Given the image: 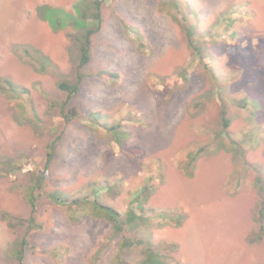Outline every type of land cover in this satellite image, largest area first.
I'll return each mask as SVG.
<instances>
[{
	"label": "rangeland",
	"instance_id": "rangeland-1",
	"mask_svg": "<svg viewBox=\"0 0 264 264\" xmlns=\"http://www.w3.org/2000/svg\"><path fill=\"white\" fill-rule=\"evenodd\" d=\"M77 1L0 0V264H19L10 249L28 230L26 264H116L96 202L134 209L124 235L169 264H264V0H102L81 69ZM41 4L75 17L52 27ZM79 71L78 92L59 87Z\"/></svg>",
	"mask_w": 264,
	"mask_h": 264
},
{
	"label": "trees",
	"instance_id": "trees-1",
	"mask_svg": "<svg viewBox=\"0 0 264 264\" xmlns=\"http://www.w3.org/2000/svg\"><path fill=\"white\" fill-rule=\"evenodd\" d=\"M85 0H78L76 3H74V9L75 13L77 15V18L75 19V22L77 24V28L82 29L83 33L81 36L78 37L80 41V48H79V68L86 66L91 59V45H92V37L93 35L98 32L101 28L102 23V0H94L93 4V12L91 17L88 14V9L84 8L83 3ZM38 12L42 17L47 19L52 27H56L58 25H65V20L67 18H74L75 15L72 13H69L67 11H64L63 9L54 8L48 4H41L37 8ZM91 18V23H89V19ZM182 29L188 39L189 47L196 48V31L195 27L188 24H183ZM200 56H202V53L200 52ZM83 72H78L77 74V81L74 83H70L68 81H62L59 84V87L69 92L70 94H74L78 92L80 88V84L83 80ZM4 87V90L7 91L9 94L18 95V96H24L27 93V89H19L15 84H13L11 81L6 80L4 81V84H2ZM75 116V114H66L65 118L67 121H70V119ZM221 118L223 120V126L224 128H228L229 126V119L226 117V112L223 109ZM115 131V129H113ZM116 135L117 142L120 143V145H123L121 143V140L119 138V132L115 131L114 133ZM200 152H196L191 154V162H194L196 158L199 156ZM34 189L33 188L30 192V198L29 201L31 202V216L28 220L29 226L28 228L39 227V225L35 224V214H36V203H35V195H34ZM51 198L57 202H66V200L61 199V197L54 195V193L50 194ZM73 202H77V200H73ZM95 206L102 210L103 217L106 218L109 223L112 225L114 236L119 237L118 242V253L115 256L114 262L116 264H169L167 257L162 254L156 247L153 246L152 243L149 241H145L144 239H139L137 237L130 238L127 235H124V226L127 224L128 226L133 227L136 225V223L142 218L141 215L137 214V212L134 209H129L127 211V215L125 218L121 217V214L112 206L104 205L99 202L95 203ZM5 216H10L8 214H5ZM9 218L12 219L10 216ZM259 219H260V230L257 234L256 238L253 239L255 241H260L263 237L264 233V199L261 200L260 208H259ZM30 230H28L29 233ZM27 233V234H28ZM27 234L20 240L16 241L12 244L10 253L14 257L17 258L19 264H26L25 262V251L26 247L29 244V240L27 238ZM140 245H143L142 248V258L138 262H130L126 259L122 258V253L125 251H131L133 248H137Z\"/></svg>",
	"mask_w": 264,
	"mask_h": 264
}]
</instances>
